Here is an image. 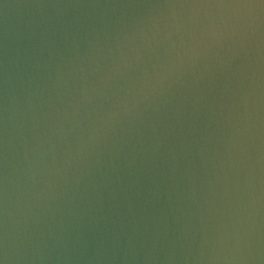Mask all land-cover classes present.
I'll return each instance as SVG.
<instances>
[{"label":"water","instance_id":"obj_1","mask_svg":"<svg viewBox=\"0 0 264 264\" xmlns=\"http://www.w3.org/2000/svg\"><path fill=\"white\" fill-rule=\"evenodd\" d=\"M0 264H264V0H0Z\"/></svg>","mask_w":264,"mask_h":264}]
</instances>
